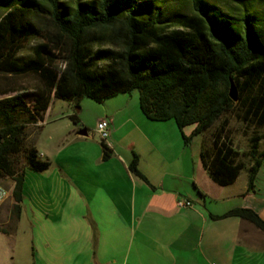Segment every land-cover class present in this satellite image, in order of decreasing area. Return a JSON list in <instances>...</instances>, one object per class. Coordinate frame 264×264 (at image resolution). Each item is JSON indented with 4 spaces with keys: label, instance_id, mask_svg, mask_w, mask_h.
Instances as JSON below:
<instances>
[{
    "label": "trees",
    "instance_id": "16d2710c",
    "mask_svg": "<svg viewBox=\"0 0 264 264\" xmlns=\"http://www.w3.org/2000/svg\"><path fill=\"white\" fill-rule=\"evenodd\" d=\"M1 11L0 180L15 181L12 215L18 221L25 170L17 156L24 153L26 167L34 171L50 169L51 162L26 143L29 126L44 121L54 100L79 108L85 98L104 104L139 91L144 116L175 121L186 145L194 137L205 138L229 114L247 128L264 131V4L190 0L189 12L170 17L152 0H0ZM33 40L41 43L25 61L20 54ZM27 75L37 79L31 91L16 86ZM71 119L81 123L77 115ZM229 125L225 119L211 144L204 140L203 166L223 187L247 170V192L253 193L264 162V133L253 136L249 152L242 153L229 138ZM189 126L195 128L191 136L185 134ZM102 147L104 160H110L105 141ZM129 168L148 182L137 154ZM231 217L264 232V219L253 209L237 208L212 219Z\"/></svg>",
    "mask_w": 264,
    "mask_h": 264
},
{
    "label": "crops",
    "instance_id": "0c3cea01",
    "mask_svg": "<svg viewBox=\"0 0 264 264\" xmlns=\"http://www.w3.org/2000/svg\"><path fill=\"white\" fill-rule=\"evenodd\" d=\"M52 104L32 127L48 126ZM139 106L133 94L105 102L97 124L113 122L110 160L102 141L80 131L79 144L49 158L50 169L28 187L19 222L26 217L33 264H264V232L238 217L212 219L237 208L264 219V162L255 192L237 189L238 180L220 186L202 148L193 151L175 122L151 121ZM134 154L148 182L130 171ZM181 199L193 206L178 207Z\"/></svg>",
    "mask_w": 264,
    "mask_h": 264
},
{
    "label": "rangeland",
    "instance_id": "374dc122",
    "mask_svg": "<svg viewBox=\"0 0 264 264\" xmlns=\"http://www.w3.org/2000/svg\"><path fill=\"white\" fill-rule=\"evenodd\" d=\"M145 0H140L143 2ZM162 6L167 16H174L175 13L189 12L190 0H152ZM247 2L258 4L262 6L264 3L260 0H247ZM71 4V3H69ZM4 13L0 12V18L3 17ZM40 40H33L27 46L20 57L23 60H30L34 57L33 50L35 46L40 44ZM37 85V79L33 75H27L19 77L16 82L17 87L25 88L26 90H33ZM135 98H138L140 102V92L135 91L132 93ZM3 98L0 96V99ZM105 104V103H104ZM104 104H98L88 98L83 99L80 102L79 108L74 102L54 100L52 104V115L48 126L43 128L41 131L39 127L29 126L27 131V143L26 147L33 146L32 141L34 137H31L33 133H38L34 139V147H37L40 153H45L47 158H41L43 161H47L49 158L53 159L64 158L70 152V149L80 141H77V133L80 131L87 130L89 136H94L99 142L101 141L98 133L94 131L97 129V118L102 114ZM140 107V106H139ZM77 115L81 124L77 126L73 123L71 117ZM230 120L228 127V134L230 140L242 153H248L251 148L250 139L255 135H262L263 130H257L256 128H247L245 124L240 122L233 114L225 116L222 120L205 135L194 137L190 143L193 151H199L204 144V140L211 144L212 135L220 127L221 123L225 120ZM175 122V121H173ZM194 126L185 128L187 135ZM74 129H76L74 131ZM261 150L264 151V142H262ZM19 167L21 170H25V185H24V202L22 209L26 210L28 187H33L37 183V179L42 175V172L32 170L30 167H26V159L24 153L17 156ZM244 161L249 158H243ZM249 181V173L247 170L242 171L240 178L238 179L236 188L242 189L244 185H247ZM0 183L10 191V197L7 202L0 208V231L6 233H0V264H33L32 255V240L29 237L28 224L26 217L19 222L14 215H12V208L14 205L13 189L15 181L11 178L0 180Z\"/></svg>",
    "mask_w": 264,
    "mask_h": 264
},
{
    "label": "built area",
    "instance_id": "2783aa9c",
    "mask_svg": "<svg viewBox=\"0 0 264 264\" xmlns=\"http://www.w3.org/2000/svg\"><path fill=\"white\" fill-rule=\"evenodd\" d=\"M112 120L104 119L97 125V133L103 141V138H111L112 135ZM10 197V191L0 183V208L7 202ZM193 203L188 200L181 199L178 201V207L180 208H191Z\"/></svg>",
    "mask_w": 264,
    "mask_h": 264
},
{
    "label": "water",
    "instance_id": "95a60500",
    "mask_svg": "<svg viewBox=\"0 0 264 264\" xmlns=\"http://www.w3.org/2000/svg\"><path fill=\"white\" fill-rule=\"evenodd\" d=\"M230 95H231V98L233 100H235V101L237 100V89H236V87H235V85L233 83H232Z\"/></svg>",
    "mask_w": 264,
    "mask_h": 264
},
{
    "label": "bare ground",
    "instance_id": "6f19581e",
    "mask_svg": "<svg viewBox=\"0 0 264 264\" xmlns=\"http://www.w3.org/2000/svg\"><path fill=\"white\" fill-rule=\"evenodd\" d=\"M108 139H109V138H103V141H105V142H106Z\"/></svg>",
    "mask_w": 264,
    "mask_h": 264
}]
</instances>
